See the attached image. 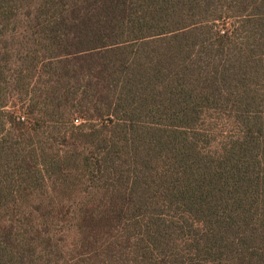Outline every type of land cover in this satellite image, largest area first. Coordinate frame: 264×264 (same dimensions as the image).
<instances>
[{"label":"trees","instance_id":"16d2710c","mask_svg":"<svg viewBox=\"0 0 264 264\" xmlns=\"http://www.w3.org/2000/svg\"><path fill=\"white\" fill-rule=\"evenodd\" d=\"M0 264H264V0H0Z\"/></svg>","mask_w":264,"mask_h":264}]
</instances>
